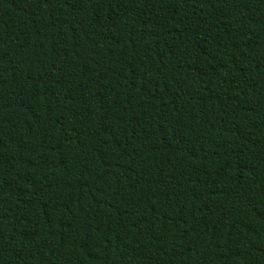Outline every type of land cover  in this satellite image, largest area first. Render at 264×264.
Listing matches in <instances>:
<instances>
[{
  "label": "trees",
  "instance_id": "obj_1",
  "mask_svg": "<svg viewBox=\"0 0 264 264\" xmlns=\"http://www.w3.org/2000/svg\"><path fill=\"white\" fill-rule=\"evenodd\" d=\"M0 264H264V0H0Z\"/></svg>",
  "mask_w": 264,
  "mask_h": 264
}]
</instances>
